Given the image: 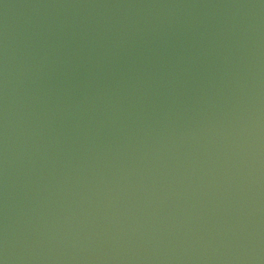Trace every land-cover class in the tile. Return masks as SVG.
I'll return each mask as SVG.
<instances>
[{"label": "water", "instance_id": "water-1", "mask_svg": "<svg viewBox=\"0 0 264 264\" xmlns=\"http://www.w3.org/2000/svg\"><path fill=\"white\" fill-rule=\"evenodd\" d=\"M0 264H264V0H0Z\"/></svg>", "mask_w": 264, "mask_h": 264}]
</instances>
